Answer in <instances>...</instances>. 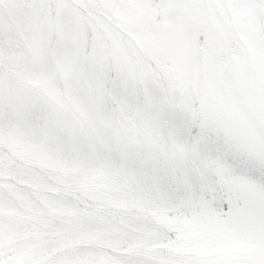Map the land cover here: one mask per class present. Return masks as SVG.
<instances>
[{
  "label": "snow or ice",
  "instance_id": "snow-or-ice-1",
  "mask_svg": "<svg viewBox=\"0 0 264 264\" xmlns=\"http://www.w3.org/2000/svg\"><path fill=\"white\" fill-rule=\"evenodd\" d=\"M0 264H264V0H0Z\"/></svg>",
  "mask_w": 264,
  "mask_h": 264
}]
</instances>
